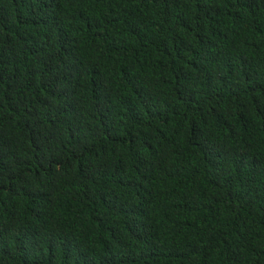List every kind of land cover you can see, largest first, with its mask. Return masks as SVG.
Listing matches in <instances>:
<instances>
[{
  "label": "trees",
  "instance_id": "1",
  "mask_svg": "<svg viewBox=\"0 0 264 264\" xmlns=\"http://www.w3.org/2000/svg\"><path fill=\"white\" fill-rule=\"evenodd\" d=\"M0 264H264V0H0Z\"/></svg>",
  "mask_w": 264,
  "mask_h": 264
}]
</instances>
